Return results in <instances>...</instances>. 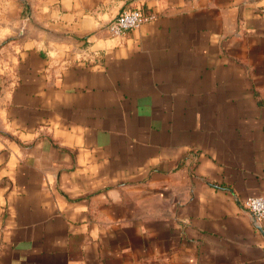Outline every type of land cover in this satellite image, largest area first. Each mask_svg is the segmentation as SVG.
I'll use <instances>...</instances> for the list:
<instances>
[{"label":"crops","instance_id":"0c3cea01","mask_svg":"<svg viewBox=\"0 0 264 264\" xmlns=\"http://www.w3.org/2000/svg\"><path fill=\"white\" fill-rule=\"evenodd\" d=\"M250 195L264 0H0V264H264Z\"/></svg>","mask_w":264,"mask_h":264},{"label":"built area","instance_id":"2783aa9c","mask_svg":"<svg viewBox=\"0 0 264 264\" xmlns=\"http://www.w3.org/2000/svg\"><path fill=\"white\" fill-rule=\"evenodd\" d=\"M151 18L152 15L144 14L139 7L123 8L108 23L107 30L113 36H120L126 30L136 28L141 22ZM243 207L250 214L254 225L259 226L264 218V197L250 195L243 202Z\"/></svg>","mask_w":264,"mask_h":264}]
</instances>
